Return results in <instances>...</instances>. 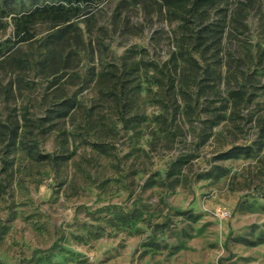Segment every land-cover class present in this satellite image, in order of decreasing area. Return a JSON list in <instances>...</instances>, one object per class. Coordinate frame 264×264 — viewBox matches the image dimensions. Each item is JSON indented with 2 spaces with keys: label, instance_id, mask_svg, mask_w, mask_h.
<instances>
[{
  "label": "rangeland",
  "instance_id": "374dc122",
  "mask_svg": "<svg viewBox=\"0 0 264 264\" xmlns=\"http://www.w3.org/2000/svg\"><path fill=\"white\" fill-rule=\"evenodd\" d=\"M61 2L0 0V264H264V0Z\"/></svg>",
  "mask_w": 264,
  "mask_h": 264
},
{
  "label": "trees",
  "instance_id": "16d2710c",
  "mask_svg": "<svg viewBox=\"0 0 264 264\" xmlns=\"http://www.w3.org/2000/svg\"><path fill=\"white\" fill-rule=\"evenodd\" d=\"M67 1L69 2V4L63 3V2L59 4L46 3L44 6H37L35 8L36 10L34 9L32 12L35 13L37 11H43V10L50 11V10L56 9V11H54L55 17H49V16L48 17L52 18L53 20H60V23L57 24L59 25L57 31L64 32L70 26H73L71 22L68 23V25H65L64 23L71 20L72 13H77L81 9L80 8L81 0H64V2H67ZM209 1L211 0H163L164 5H166L169 10H172L174 14L173 15L174 18L182 20L184 24L187 23L188 20L190 19V16L192 15V12H193L192 9H194V7H199L201 5L207 4ZM74 2H78L77 5H75ZM209 29H210L209 27H206V30H209ZM192 48H196V45H192ZM189 54H191L190 51H189ZM248 151H249V147L247 146L234 145L230 147L229 149L223 151L220 154V157L222 158L234 157L242 153H247ZM41 156L49 157L50 155L48 153H45V154H42Z\"/></svg>",
  "mask_w": 264,
  "mask_h": 264
}]
</instances>
